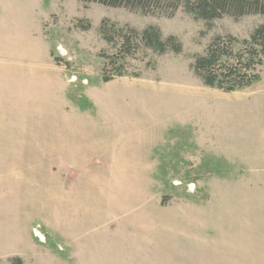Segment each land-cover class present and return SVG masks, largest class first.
<instances>
[{
    "label": "rangeland",
    "instance_id": "obj_1",
    "mask_svg": "<svg viewBox=\"0 0 264 264\" xmlns=\"http://www.w3.org/2000/svg\"><path fill=\"white\" fill-rule=\"evenodd\" d=\"M104 18L156 25L182 51L141 49L104 82L116 51L99 33ZM263 23L264 14L208 26L181 8L168 17L77 0H0V264L13 256L63 264L54 195L70 184L72 161L89 167L78 175L87 192L102 176L136 188L127 200L87 199L91 210L119 214L113 226L143 216L190 233L189 244L162 237L150 259L129 264H264V61L260 80L232 92L204 85L191 68L214 36L241 40Z\"/></svg>",
    "mask_w": 264,
    "mask_h": 264
},
{
    "label": "trees",
    "instance_id": "obj_2",
    "mask_svg": "<svg viewBox=\"0 0 264 264\" xmlns=\"http://www.w3.org/2000/svg\"><path fill=\"white\" fill-rule=\"evenodd\" d=\"M83 4L98 3L109 7H123L143 14H161L171 17L181 8L195 19L203 20L208 26L212 20L223 16L235 19L248 14H264V0H77ZM90 23L81 25L88 30ZM103 40L115 48V53L107 56L104 70L110 68L112 74H103L107 82L113 76L123 74V60L134 56L141 49H150L164 54L182 51V43L175 35L164 36L153 24L138 29L128 24L119 25L104 18L99 25ZM238 45V48L234 47ZM56 59V58H54ZM264 61V23L253 29L248 38L237 39L232 35L214 36L202 54L194 56L191 64L193 72L203 84L224 92L245 89L260 80L257 67ZM162 203L164 201L162 200ZM10 264H23L20 256L9 259Z\"/></svg>",
    "mask_w": 264,
    "mask_h": 264
},
{
    "label": "crops",
    "instance_id": "obj_3",
    "mask_svg": "<svg viewBox=\"0 0 264 264\" xmlns=\"http://www.w3.org/2000/svg\"><path fill=\"white\" fill-rule=\"evenodd\" d=\"M184 168L187 169L185 166ZM70 169L73 172L70 184L67 187L58 185L54 195L57 210L56 221L52 225L56 240L62 244L63 250L60 252L64 257L63 264H129L140 258L150 259L156 252V247L152 250L151 245L160 244L162 237L168 240L167 244H189L190 233L180 223L172 226L168 224L162 230L164 228H160L155 222L147 223L143 216H139L126 220L125 226H122L123 223L113 226L119 214L108 207L91 210L87 199L98 195L117 202L119 199L127 200L136 192V188H126L125 184L102 176L93 178V182L97 184L92 185L90 193L85 191L88 188L81 185L87 184L89 180L85 177L78 179L80 172L89 174V167L85 162L72 161ZM139 182V185L149 183L141 178ZM182 204L177 209L178 218L185 212L182 209L185 204ZM98 223H108L110 226L98 228ZM93 244L99 246V249L95 250ZM22 260L25 264L24 259Z\"/></svg>",
    "mask_w": 264,
    "mask_h": 264
},
{
    "label": "built area",
    "instance_id": "obj_4",
    "mask_svg": "<svg viewBox=\"0 0 264 264\" xmlns=\"http://www.w3.org/2000/svg\"><path fill=\"white\" fill-rule=\"evenodd\" d=\"M40 227H34L32 232L34 233L35 236L38 237V239L41 242H45V234L43 232L40 231Z\"/></svg>",
    "mask_w": 264,
    "mask_h": 264
}]
</instances>
